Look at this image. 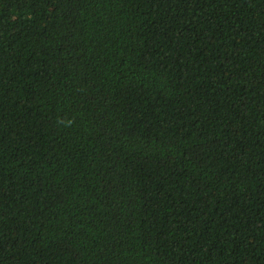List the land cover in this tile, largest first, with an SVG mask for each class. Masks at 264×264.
I'll list each match as a JSON object with an SVG mask.
<instances>
[{
  "label": "trees",
  "instance_id": "16d2710c",
  "mask_svg": "<svg viewBox=\"0 0 264 264\" xmlns=\"http://www.w3.org/2000/svg\"><path fill=\"white\" fill-rule=\"evenodd\" d=\"M0 264H264V0H0Z\"/></svg>",
  "mask_w": 264,
  "mask_h": 264
}]
</instances>
